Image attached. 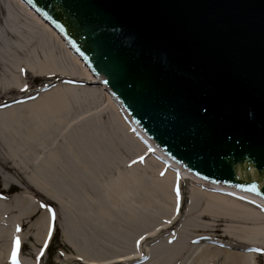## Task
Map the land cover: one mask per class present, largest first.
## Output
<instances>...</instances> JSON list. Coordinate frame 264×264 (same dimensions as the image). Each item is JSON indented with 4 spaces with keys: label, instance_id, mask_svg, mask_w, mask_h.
Returning <instances> with one entry per match:
<instances>
[{
    "label": "water",
    "instance_id": "water-1",
    "mask_svg": "<svg viewBox=\"0 0 264 264\" xmlns=\"http://www.w3.org/2000/svg\"><path fill=\"white\" fill-rule=\"evenodd\" d=\"M22 1L160 153L264 204V0Z\"/></svg>",
    "mask_w": 264,
    "mask_h": 264
},
{
    "label": "rangeland",
    "instance_id": "rangeland-1",
    "mask_svg": "<svg viewBox=\"0 0 264 264\" xmlns=\"http://www.w3.org/2000/svg\"><path fill=\"white\" fill-rule=\"evenodd\" d=\"M35 27L34 21L13 0H0V90L1 86H5V84H2V81L5 80L3 75L7 74L6 68L10 65L12 68L15 65L14 68L21 71L20 73H24V77H19L18 73L16 74L20 79V83L28 89V92L44 86L48 80L47 77L32 76L27 67L28 64L24 61L28 58L25 54L29 44L37 42V37L41 38V35L37 36L34 32ZM22 36L28 38L30 42L21 43ZM54 51L57 55L63 57V51L55 43ZM68 65L75 71L73 79L64 78L56 84V88L50 87L52 89L44 91V93L71 86L98 90L99 95L93 99L83 97V99H80L81 101L76 99L75 96H65L67 97V103H64L63 107L66 111L60 113L59 106H56L54 140L40 152L31 154L32 156L29 158L23 157V153L11 152V148L5 144L3 139H0V162L8 167L4 169L0 165V206H7V208L0 207V212L6 211L0 213L5 216H0V232L8 233V236H10L18 233L17 228L23 230V242L28 246V250L26 248L21 249V247L19 249L26 255L33 254L32 256H23L19 264L26 262L29 264H83L82 262L89 263L92 260L98 264H103L105 261H117L122 257L129 256H138V259H130L128 262L117 264H194V258L191 260L189 253L194 249L205 247L207 241L216 242L217 247L212 250L237 255L238 251H241L240 245H237L238 240L240 241V234L238 233L242 232L239 230L240 225L231 222L223 223L215 228L216 231L214 232L198 230L193 223H190L187 227V221L191 217L186 212L189 199H191L190 192L192 190L204 192L202 190L203 186L195 183H198V180L191 181L188 179L172 183L170 194L167 195L169 197L168 202L162 191L160 193L152 192L150 188H153L158 183L157 181H162L166 176L167 172L165 173L162 169L164 164L155 161L157 170L151 174L154 184L152 183L150 186L146 184L144 182L146 178L140 175L147 173L152 156L146 153L144 147L134 144L132 146L130 143L128 145L127 141L126 143L123 142V138L125 140L131 133L128 131V126L125 130V127L121 125L120 119L121 124L117 122L121 126V130L115 126L116 120L109 116L108 111L105 112V96L99 90L101 86L97 83H91L92 81L86 75L83 76L82 69L77 64L68 63ZM18 95V91H16L8 97L12 98ZM40 95H29L24 102H33ZM4 98L3 95L0 100ZM24 102L17 105L11 104V106L25 105ZM44 119V117H40L39 120L36 119L38 126L45 123ZM121 120L123 121L122 118ZM83 130L94 132L87 137V143L91 142L93 149L91 162L88 164L90 174L87 176L83 172V177L75 179L74 176L72 178L69 175L70 169L73 168L76 173H79L80 167L77 165L67 167L65 164L58 167L56 166V156H59L60 159L65 155L64 151L71 150L77 142V132ZM117 133L125 134L124 137H121ZM64 160L66 159L64 158ZM122 172L137 177L133 187L135 191H139L141 197H146L143 201L133 202L132 204L133 208H139L137 213L146 220V226L134 235L131 233L128 239L122 238V244L117 246L118 248L115 250L109 248L104 250V246L96 245L92 239V237L97 236L96 227H99V225L92 224L89 216L82 215L83 207L80 206V202H84V200H75L69 197H93L101 193L97 190L104 191L105 189L108 192L119 191L122 183L114 185L112 182H115ZM39 184H43L50 192L52 191L54 196L57 195L63 201H66V206L59 205L55 199L50 197L43 189H40V186H37ZM101 186L103 189L100 188ZM177 190L179 191V199H177ZM41 204L51 208L52 213H49L47 208H41ZM31 205L32 208H35V213L32 215L34 218L33 220L29 219V222H25L21 215H26ZM64 209L73 214L72 217H69L66 231L63 230L64 223L62 221ZM116 210L121 212V204H117ZM53 213L55 215L54 221L52 220ZM30 215L31 211L28 213V216ZM149 215H151L152 220L149 219ZM39 219L44 220L42 223L43 233L41 237L39 236L40 243L35 244L33 235L35 230L31 232L30 228L31 224L39 221ZM22 225H25L23 229L20 227ZM137 226L139 227L138 224ZM230 226L231 228H229ZM235 226L238 227V230H233ZM50 227L51 237L49 238L47 232ZM224 228L233 232L232 238L226 236L227 233L224 232ZM143 230L146 231L148 236L156 235V237L150 238L143 245H140L136 243L137 239L135 241V238L145 232ZM113 235L120 237L117 232H113ZM201 237L206 239L196 240ZM184 238L188 239V243L184 241ZM46 242L47 247H45ZM103 242L107 244L106 241ZM183 243H187V245ZM69 245L74 246L78 251H73ZM6 246H11V240L0 238V248ZM181 246H187L190 250L187 249L184 253L175 254V250L181 248ZM149 248L154 249V252L164 253L160 254V258L155 256L156 252L150 257L143 256L146 254L144 253L145 250H149ZM42 251L43 254L41 255ZM253 252H256V254L254 253L252 264H264V247L260 246L259 251ZM5 257H3V260L6 263L8 260ZM9 264H11V261ZM199 264L227 263L224 256L219 255L206 258Z\"/></svg>",
    "mask_w": 264,
    "mask_h": 264
},
{
    "label": "bare ground",
    "instance_id": "bare-ground-1",
    "mask_svg": "<svg viewBox=\"0 0 264 264\" xmlns=\"http://www.w3.org/2000/svg\"><path fill=\"white\" fill-rule=\"evenodd\" d=\"M13 1L34 21L36 24V30H34L36 35H41V38L37 37V42L35 41L29 44L25 54L28 58H26L24 61H26L28 64L27 67L30 70L32 76L48 78L45 87H42L40 90L28 92V89L20 83L19 79V77H24L25 75L24 73H20L21 71H19L17 68H14L15 65H13V68L11 65L7 67V74L3 75V79L5 80L2 81V84H5V86H1L0 97L4 95L5 98L0 100V102L3 101L0 104V139H3L5 144L11 148V152H20L23 153V157L29 158L32 156L31 154H36L38 151L40 152V150H43L54 140L56 133V106H59L60 113H64L66 111V109L63 107L64 103H67V97L65 96H75L76 99L81 101L80 99H83V97H90L92 99L95 98L97 95H99V91L68 86L58 91L52 90L49 93H44V91H50L52 88H56V84L61 82L64 78L73 79L75 76V71L69 67L68 63L77 64L79 68L82 69V75L89 77L88 79L92 81L91 83H96V79L91 76V73L86 68V66L77 61L76 55L71 49H68L65 41H60L56 32L52 28L46 27L45 22L24 1ZM30 29L32 30V28ZM25 42H30V40L22 36L21 43ZM54 43L63 51V57L62 55H57L55 53ZM16 73H18L19 77ZM56 75H58V77H56ZM99 90L105 96L104 110L105 112L108 111L109 116L116 120L115 126L120 128L121 126L118 124L120 121L122 123L120 124L125 127V130H127L128 126V131L131 133V135L126 137L125 140L123 138V142L126 143L127 141L128 145L130 143L131 145L134 144L139 147H144L146 153L152 156V161H150L151 164H148V169L146 171L147 173H142L140 175L146 178L144 182L149 186L153 183L151 174L155 173V170H157L155 167V164H157L155 163L156 160L164 164L162 169H164L165 173L167 172L166 176L162 181H157L158 183H156L153 188H150L152 192L160 193V191H162L163 195H166L164 198H166L168 202L169 197H167V195L169 196L170 194V187L172 183L174 184L178 183L177 181H186L187 179L191 181L198 180L193 177L196 179L194 180L191 175L186 172V170H183L179 165L173 163V161L169 160L162 153H160L153 144H150L148 139L143 134L138 133L139 131H136L134 127L127 121V119H125L116 106L117 103L113 100V98L103 93L104 89L102 87L99 88ZM16 91H18V96L12 98L8 97L10 94H13ZM32 94L41 95L33 102H24V100ZM20 102H24L25 105H18L15 107L11 106V104L17 105ZM40 117L45 118L43 120L45 123L38 126L36 119L39 120ZM93 133L94 132L91 130L77 132V142L72 147V149L64 151L65 155L60 159L59 156H56V166L58 167H61L64 164L67 167L76 165L80 167L79 173H76L73 168L70 169L71 171L69 175L72 178L73 176L75 179H78V177H83V172L87 176L90 174L88 164L91 162L93 149L91 142L87 143V137ZM124 134L117 133V135L121 137H124ZM64 158L66 160H64ZM165 158L168 159L169 162H165ZM0 165L4 169L8 168L1 162ZM136 179L137 177L135 175L122 172L121 176H118L115 182H112L114 185L122 183L119 191L115 190L108 192L105 189L104 191L97 190L101 193H98L97 196L93 197H69L75 200H84V202H80V206L83 207L82 215L89 216L92 224L99 225V227H96L97 236L92 237V239L96 245L98 244L100 246H104V250L107 248L110 250H115L118 248L117 246L122 244V238L128 239L131 236V233L134 235L136 232L140 231L146 226V220L141 218L142 216L137 213L139 208L132 207L133 202L143 201L146 198L141 197L139 191H135L133 183L137 181ZM195 183L197 185L203 186L202 190H204V192H198L195 190L190 192L191 199H189L186 212H188L187 215L191 217L187 221L186 226L188 227L190 223H193V225L196 226L198 230L214 232L216 231L215 228L222 225L223 223L227 224L231 222L240 225L239 230L242 232L238 233L240 234V241L238 240L237 245H240L239 247H241V251H238L237 255L212 250L217 247L216 242L212 243L207 241V245L205 247L194 249L191 251V253H189V255H191V260L194 258L193 263L199 264L206 258L223 255L227 264H252L255 254L251 251H253V249L259 250L260 246L264 247V204L239 191L200 180H198V183ZM37 186H40V189H43L50 197L55 199L59 205L66 206V201H63L62 198L58 197L57 195L54 196L53 192H50V190H48L43 184H39ZM100 188L103 189L102 186ZM117 204H121V212L116 210ZM0 207L7 208L6 205H2ZM29 211H31L30 216H28ZM34 213L35 208H32L31 205V208L28 209L26 215H21L22 219H24L25 222H29V219L33 220L34 217L32 215H34ZM2 215L5 217L4 214H0V216ZM72 216L73 214L69 210H63L62 221L64 223V231H66L68 226L69 217ZM149 219L152 220L151 215H149ZM43 221L44 220L39 219V221L31 224V232L35 230V233L33 234L35 244L38 242L40 243L41 241L39 236L41 237L43 233ZM23 226L25 225L20 227L23 229ZM229 228H231V226ZM233 230H238V227L235 226ZM22 231L23 230H19L18 233L10 236H8V233L4 234L3 232H0V238H9L11 240L10 247L6 246L5 248H0V264L10 263L11 251L15 239L19 238L21 249L26 248V250H28V246H26L23 242ZM31 232L29 233L31 234ZM113 232L120 234V237L118 238L117 235H113ZM224 232L227 233V237L232 238L233 232L229 231L227 228H224ZM47 236H49V230L47 232ZM153 237H156V235L148 236L145 231L138 235L135 238V241L137 239L136 243L143 245V243L147 242ZM198 239L205 240L206 238L201 237L197 238L196 240ZM103 241H106L107 244H105ZM184 241L188 243L187 238H184ZM187 243L183 244L187 245ZM69 247H71L73 251H78V249L74 246L69 245ZM21 249H19L17 257L19 262L22 261L23 256L33 255L32 253L26 255ZM187 249L188 251L190 250V248H187V246H181V248L175 250V254L180 252L184 253V251H187ZM155 252L154 249L149 248V250H145L144 253L146 254L143 256L150 257ZM161 253L164 252H156L155 256L160 258ZM2 256H6L5 258L8 260V262L5 263ZM130 259H138V256L122 257L117 261H105L103 264H117L125 261L128 262ZM82 263L87 264L88 262ZM24 264L29 263L26 262ZM88 264L98 263L92 260L89 261Z\"/></svg>",
    "mask_w": 264,
    "mask_h": 264
},
{
    "label": "snow or ice",
    "instance_id": "snow-or-ice-1",
    "mask_svg": "<svg viewBox=\"0 0 264 264\" xmlns=\"http://www.w3.org/2000/svg\"><path fill=\"white\" fill-rule=\"evenodd\" d=\"M249 191H255V189H249ZM177 199H179V191L177 190ZM41 208H47L46 205L41 204L40 205ZM47 211L49 213H52V209L51 208H47ZM52 220H55V215L54 213L52 214ZM19 228H17V231L19 232ZM51 237V227L49 229V238ZM19 247H20V241L19 238H17L16 240H14L13 242V247H12V251H11V257H10V261L11 264H19V260H18V252H19ZM45 247H47V242L45 243ZM253 251H259L257 249H253ZM43 254V251L41 252V255Z\"/></svg>",
    "mask_w": 264,
    "mask_h": 264
}]
</instances>
